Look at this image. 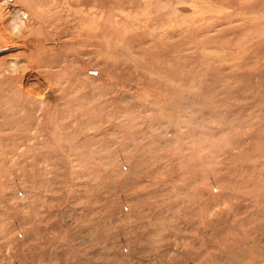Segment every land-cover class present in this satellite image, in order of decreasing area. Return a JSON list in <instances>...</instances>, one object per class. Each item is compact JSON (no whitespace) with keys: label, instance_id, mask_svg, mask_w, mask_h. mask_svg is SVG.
I'll use <instances>...</instances> for the list:
<instances>
[{"label":"rangeland","instance_id":"rangeland-1","mask_svg":"<svg viewBox=\"0 0 264 264\" xmlns=\"http://www.w3.org/2000/svg\"><path fill=\"white\" fill-rule=\"evenodd\" d=\"M0 264H264V0H0Z\"/></svg>","mask_w":264,"mask_h":264},{"label":"bare ground","instance_id":"bare-ground-1","mask_svg":"<svg viewBox=\"0 0 264 264\" xmlns=\"http://www.w3.org/2000/svg\"><path fill=\"white\" fill-rule=\"evenodd\" d=\"M23 21V20H22ZM15 24V23H14ZM16 26V25H15ZM13 29V28H12Z\"/></svg>","mask_w":264,"mask_h":264}]
</instances>
